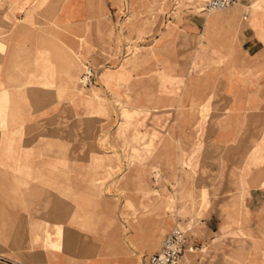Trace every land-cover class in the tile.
Masks as SVG:
<instances>
[{
  "label": "crops",
  "instance_id": "obj_1",
  "mask_svg": "<svg viewBox=\"0 0 264 264\" xmlns=\"http://www.w3.org/2000/svg\"><path fill=\"white\" fill-rule=\"evenodd\" d=\"M252 2L249 0L246 19L245 8L233 6L209 16L203 10L192 13L190 21L181 17L180 21H170L174 31L183 28L184 32L179 38L174 32L169 42L158 48V58L167 59L165 64L158 59V78L163 74L172 79L178 77L176 67L182 59L188 63L186 69L180 68L187 82L189 77L195 78V63L194 58L183 55L194 48L203 54L210 50L205 39L218 37L212 31L217 25L223 24L227 30L219 38L220 51L236 50L242 36L239 54L246 51V57L236 61L231 77L218 80L221 96L229 104L236 98L235 114L242 125L234 121L223 129L214 126L213 138L220 145H227L234 137V146L243 149L253 146L264 126V13L254 10ZM110 6V0H0V145L12 140L8 139L12 130L50 124L49 118L60 115L63 104L52 99L77 97L74 87L83 64L84 37L104 45L107 56L111 44L114 47V15L107 13ZM202 32L205 39H192ZM185 42L189 44L183 45ZM104 59L98 58V65ZM223 59L224 54L211 58L202 66V73H211V67ZM81 74L82 71L79 77ZM112 74L103 79L117 89L118 76ZM17 140V148L3 150L8 153L2 154L10 161L3 160L5 165L0 169V194L8 199L0 202V254L24 264H139L138 251L130 247L133 233L122 232L110 205L101 212L95 210L113 217L112 226L105 231L102 224L75 217V210L94 211L87 205L93 201L91 198L99 196L93 186L96 175L88 170V157L74 154L68 160L67 155L43 153L36 138ZM195 144L199 143L191 139L189 146ZM67 161L73 162L70 169L65 168ZM263 174L264 162L252 168V185L239 201L233 206L231 202H218L205 219H199L198 235L191 239L186 234L196 249L219 234L225 236V247L213 253L212 264H264V185H258L256 180ZM124 193L126 198L130 189ZM140 195L134 197L136 209L129 210L134 203L126 209L123 202L124 210L139 211L144 204ZM213 223L215 230L208 227ZM180 224L179 218L168 221L164 234L172 225L185 230ZM196 239L201 241L200 246ZM150 254L143 255V264Z\"/></svg>",
  "mask_w": 264,
  "mask_h": 264
},
{
  "label": "rangeland",
  "instance_id": "obj_2",
  "mask_svg": "<svg viewBox=\"0 0 264 264\" xmlns=\"http://www.w3.org/2000/svg\"><path fill=\"white\" fill-rule=\"evenodd\" d=\"M203 1L110 0L107 13L114 15L115 43L109 55L104 45L84 37L83 64L74 87L77 97L52 99L63 104L61 114L49 118L50 124L12 130L8 135L12 140L0 145V169L5 165L3 160L10 161L2 155L8 153L3 150H14L17 139L24 137L38 139L43 153L67 155L68 160L74 154L86 155L88 170L96 175L93 186L99 196L90 197L93 201L87 205L94 211L75 210V217L102 224L105 231L112 226L113 217L95 210L101 212L110 205L122 232L133 233L130 247L138 251L139 264H143V255L159 248L168 221L179 218L192 239L199 233V219H205L215 204L231 202L233 206L243 197L252 185V168L264 162V126L250 149L234 146V137L227 141L229 145H220L213 138L214 126L223 129L234 121L242 125L235 114L236 98L229 104L221 96L218 83L219 78L234 72L236 61L246 57V51L239 54L242 36L236 50L220 51L219 38L227 32L223 24L212 30L218 36L212 41L205 39L203 32L194 35L192 39L202 37L211 45L205 54L194 48L183 55L194 58V80L189 77L186 82L180 68L186 69L188 63L182 59L176 67L178 77L163 74L158 78V59L162 64L167 62L166 57L158 58V48L166 45L174 32L178 38L184 32L183 28L174 31L170 21H180V17L190 21L192 13H202ZM252 5L254 10L264 8V0H255ZM218 54H224V59L204 75L202 66ZM229 55L231 58H227ZM98 58L105 59L98 65ZM86 64L96 75V82L90 86H84L79 77ZM112 72L118 76L117 89L104 80L113 76ZM191 139L199 144L190 147ZM70 163L65 162L66 169H70ZM256 180L264 185V174ZM1 181L0 177V188ZM126 189H130V195L125 198ZM139 194L144 199L140 210H124L123 202L126 209L130 208L127 201L134 203L129 210L137 208L134 197ZM7 200L0 194V202ZM215 226L208 227L215 230ZM196 241L200 246L201 241ZM225 244V236L219 234L193 252H186L181 264H186L184 258L190 259L187 264H212L213 253Z\"/></svg>",
  "mask_w": 264,
  "mask_h": 264
},
{
  "label": "built area",
  "instance_id": "obj_3",
  "mask_svg": "<svg viewBox=\"0 0 264 264\" xmlns=\"http://www.w3.org/2000/svg\"><path fill=\"white\" fill-rule=\"evenodd\" d=\"M246 0H204L203 11L225 9L227 7L244 3ZM96 75L91 67L85 68L81 74L82 84L90 86L95 83ZM196 244L191 243L185 231L179 226L172 227L163 237L159 248L150 254L145 264H181L186 252H193ZM0 264H24L0 254Z\"/></svg>",
  "mask_w": 264,
  "mask_h": 264
},
{
  "label": "bare ground",
  "instance_id": "obj_4",
  "mask_svg": "<svg viewBox=\"0 0 264 264\" xmlns=\"http://www.w3.org/2000/svg\"><path fill=\"white\" fill-rule=\"evenodd\" d=\"M253 2H255V0H253ZM233 6H242L243 8H245V12H244V18L246 19L247 17H248V8H249V0H246V2H244V3H240V4H236V5H233ZM233 6H230V7H233ZM230 7H227V8H225V9H215V10H211V11H204L206 14H209V13H216L217 11L219 12V11H225V10H228ZM256 9H258V10H260V11H262L261 13H264V10H261V9H259V8H256ZM85 66V68H88L89 66L86 64V65H84ZM127 206H130L131 205V202L130 201H127ZM173 226V225H172ZM175 226H177V225H175ZM171 228V227H170ZM168 231H166V233H167ZM165 233V234H166ZM165 234H164V236H165ZM163 236V237H164ZM163 239V238H162ZM161 242H162V240H161ZM161 242H160V244H161ZM184 260V262L187 264V263H189V261H190V259L189 258H184L183 259Z\"/></svg>",
  "mask_w": 264,
  "mask_h": 264
}]
</instances>
